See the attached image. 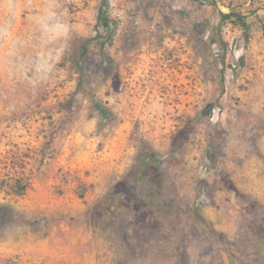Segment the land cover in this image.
Instances as JSON below:
<instances>
[{
  "label": "rangeland",
  "instance_id": "obj_1",
  "mask_svg": "<svg viewBox=\"0 0 264 264\" xmlns=\"http://www.w3.org/2000/svg\"><path fill=\"white\" fill-rule=\"evenodd\" d=\"M101 2L0 0V264H264V0Z\"/></svg>",
  "mask_w": 264,
  "mask_h": 264
},
{
  "label": "trees",
  "instance_id": "obj_2",
  "mask_svg": "<svg viewBox=\"0 0 264 264\" xmlns=\"http://www.w3.org/2000/svg\"><path fill=\"white\" fill-rule=\"evenodd\" d=\"M108 4L109 0H102L101 2V10L102 14L105 15V26L109 28V22L110 19L106 15V11L108 9ZM223 20L234 24L235 26L240 27L243 30V35L245 38L246 43L250 42L252 35H251V30H252V25L251 23L247 20V17L244 12L242 11H236L235 7H231V11L229 13H221ZM102 114H105L104 111L101 112ZM145 156L144 161L145 162H157L158 157L154 154H151L150 152L143 153ZM24 187H22L23 189ZM81 196H83L81 194ZM197 217H199V213L196 212Z\"/></svg>",
  "mask_w": 264,
  "mask_h": 264
},
{
  "label": "crops",
  "instance_id": "obj_3",
  "mask_svg": "<svg viewBox=\"0 0 264 264\" xmlns=\"http://www.w3.org/2000/svg\"><path fill=\"white\" fill-rule=\"evenodd\" d=\"M191 1L195 2V0H191ZM144 63L146 64L147 68H149L148 65H150L151 59L148 55H146ZM145 93L146 94L140 100V106H139V109L137 110L138 113L143 112L142 115H145V116L149 115L151 116V118L159 119V116L162 113V108L164 105L163 100H165L166 96H162V93L160 92L158 88L152 91H150V89H146ZM194 100L195 99L193 97V101ZM150 112H153V114H150ZM29 246L32 248L33 252H35L36 247L33 244H30Z\"/></svg>",
  "mask_w": 264,
  "mask_h": 264
}]
</instances>
